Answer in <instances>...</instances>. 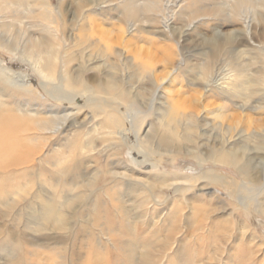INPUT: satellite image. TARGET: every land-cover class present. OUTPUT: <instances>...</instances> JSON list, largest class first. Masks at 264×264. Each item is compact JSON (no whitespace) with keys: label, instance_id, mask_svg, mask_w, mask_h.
<instances>
[{"label":"rangeland","instance_id":"1","mask_svg":"<svg viewBox=\"0 0 264 264\" xmlns=\"http://www.w3.org/2000/svg\"><path fill=\"white\" fill-rule=\"evenodd\" d=\"M70 1L0 0V264H264V0Z\"/></svg>","mask_w":264,"mask_h":264},{"label":"bare ground","instance_id":"2","mask_svg":"<svg viewBox=\"0 0 264 264\" xmlns=\"http://www.w3.org/2000/svg\"><path fill=\"white\" fill-rule=\"evenodd\" d=\"M73 1H75V0H73ZM106 1L107 0H105L104 2H106ZM95 5H97L96 0H80L72 8V11H73V14H74L73 17H75L77 22L81 21L85 17V15L88 14V12L92 10V9L90 10V8H92ZM59 7H60L61 15L63 17H66V14L69 13L70 9H65L66 7H64L63 5H60ZM67 26H68V24L65 23L64 27H67ZM102 33L105 36V43H106L107 50L110 51V41H109V38H108V35H107L108 32H107V30H103ZM31 41L33 43V48L34 47H38V48L40 47L41 48L40 45H44L45 44V40L43 39V37H37V38H35L34 40H31ZM65 48H66V46H65ZM35 55H37V56H35ZM42 60H43V57L41 55L35 54V52L32 55L31 54L23 55L22 57L16 56V58L15 57L14 58L13 57H11V58H3V59L0 58V73H3L6 76L8 82H9V84L11 86H13L15 88L25 87V88H28V89L36 90V91H39L41 95H43L42 94V92H43L42 89L44 88V86L47 83V82L45 83L44 80L48 81V83L52 87L56 88V86H55L56 85L55 84L56 73H54V72H49V73L45 72V65L43 64ZM10 61L12 63H9ZM88 62H90V59L88 60ZM9 65H11L13 68H10ZM84 68L87 69L88 65H86ZM67 70H70V69H67ZM96 76L97 75H90V76L85 77L86 78L85 82L93 84L94 82H96L98 80V78H96ZM102 76L107 78L106 80L110 79V71L108 69H105L104 66H103V69H102ZM221 80H222V78H216L215 77V78H213L212 82L213 83H218ZM225 82H226V80H225ZM223 83L224 82L221 81L220 85H222ZM89 91H91V90H89ZM58 127L55 128V131L56 130H60V128H58ZM119 133L121 135V138L124 137L125 140H128V139L131 138V134L129 135V134L125 133V132H119ZM213 144H214V142H213ZM129 152H130V155H131L130 157L132 158V162H138V161L144 162V159H146V157H147L145 154L143 155V152L141 150L133 149L132 147L130 148ZM141 157L143 159L140 160L139 158H141Z\"/></svg>","mask_w":264,"mask_h":264}]
</instances>
